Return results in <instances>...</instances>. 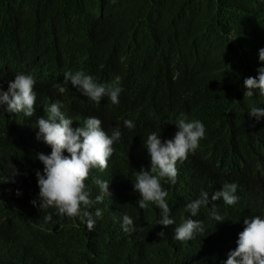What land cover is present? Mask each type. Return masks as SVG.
<instances>
[{"label":"trees","instance_id":"trees-1","mask_svg":"<svg viewBox=\"0 0 264 264\" xmlns=\"http://www.w3.org/2000/svg\"><path fill=\"white\" fill-rule=\"evenodd\" d=\"M262 34L264 0H0V88L7 91L18 74L34 78L29 120L36 133V119L46 118L57 101L73 128L91 116L109 135L116 126L122 132L108 168L93 169L85 181L94 201L89 232L79 218L31 203L38 204L35 173L44 168L37 154L50 155L51 147L17 127L18 114L0 107V264H225L244 219H264V129L246 120L247 104L238 95L241 70L249 69ZM69 70L106 86L119 77V104L103 97L96 103L65 84ZM180 113L202 117L208 134L198 154L177 161L175 184L161 179L174 220L164 229L156 224L161 214L155 204L139 207L133 184L136 171L151 167L148 135L168 140ZM8 176L13 182L4 183ZM95 179L114 184L113 197L95 202L101 195ZM228 183L237 185L238 204L215 202L227 224L213 222L205 206L196 217L186 211L201 191ZM48 214L52 221L46 222ZM125 215L142 231L125 233ZM189 218L202 221L204 232L177 241L175 228Z\"/></svg>","mask_w":264,"mask_h":264},{"label":"clouds","instance_id":"clouds-1","mask_svg":"<svg viewBox=\"0 0 264 264\" xmlns=\"http://www.w3.org/2000/svg\"><path fill=\"white\" fill-rule=\"evenodd\" d=\"M236 40L237 37L232 40ZM231 40V41H232ZM250 64L241 70V82L238 87V95L247 106L245 110L246 120L253 126L264 129V34L253 45L249 54ZM81 71V70H80ZM66 71L64 73L65 84L77 88L90 100L100 103L103 97L110 100L111 104H119V96L123 91L119 77L112 86L96 82L92 76L83 72ZM35 80L31 75L18 74L9 83L7 91L0 88V107L6 113L18 114L16 126H26L30 136L42 140L51 147L50 155L38 153L37 159L44 165L43 173L36 171L37 183L40 189L37 200L31 201L40 210L54 208L59 216L66 215L69 218H79L86 223L87 230L91 232L95 226V219L89 210L94 201L90 199L85 181L89 179L93 169L105 170L108 168L109 158L113 155L115 142L121 139L122 132L119 126L112 129L111 135L102 127V121L96 117L86 119L84 126L73 128V120L66 118L61 111L60 101L54 102L47 108V116L38 117L35 121L36 133L30 124V117L35 114L36 93L34 91ZM63 91V89H61ZM175 124L177 130L165 141H161L156 132L147 137L145 147L150 155V170L143 167L136 171V181L133 184L134 191L139 194L138 205L141 209L148 207L149 203L155 204L161 214L156 222L164 229L174 224L170 218L168 193L162 189L161 179L167 178L172 184L176 183L178 170L177 161L183 162L190 153L198 154L206 140L208 130L198 115L186 113L177 114ZM25 122L27 124H25ZM124 126L129 130L134 128L130 120H125ZM67 152L68 156L64 155ZM12 176L18 175V169L13 165ZM13 182L8 176L4 183ZM101 195L95 197V202L103 201L104 195L114 191V186L108 181L95 179ZM237 185L235 183L224 184L221 190L201 191L197 199L188 202L185 209L191 217H196L202 206L207 207L209 215L214 222L227 224L219 213L216 201L222 199L225 207H235L238 204ZM20 193L17 192V195ZM100 209L95 211V217H100ZM46 222L52 221V215L45 216ZM245 227L239 233L237 247L228 253L225 264H264V219L253 216L243 221ZM125 233L142 231L133 219L125 215L122 224ZM204 232L203 222L197 219H186L175 228L174 238L185 242L196 238L197 234ZM159 237L165 235L162 229L157 233Z\"/></svg>","mask_w":264,"mask_h":264},{"label":"bare ground","instance_id":"bare-ground-1","mask_svg":"<svg viewBox=\"0 0 264 264\" xmlns=\"http://www.w3.org/2000/svg\"><path fill=\"white\" fill-rule=\"evenodd\" d=\"M18 53L16 52V55H17ZM16 57V56H15ZM14 59V58H13ZM15 60V59H14ZM14 63V62H13ZM16 63V62H15ZM15 64H13V66H14ZM91 117V116H90ZM87 119V118H86ZM76 121H78V120H76ZM245 178V177H244ZM111 181V180H110ZM114 185V184H113ZM114 195V194H113ZM112 196V195H111ZM113 197V196H112ZM114 198H118V197H115L114 196ZM118 201V200H117ZM262 218V217H261Z\"/></svg>","mask_w":264,"mask_h":264}]
</instances>
